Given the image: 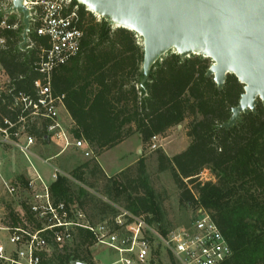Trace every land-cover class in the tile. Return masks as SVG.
<instances>
[{
  "label": "trees",
  "instance_id": "trees-1",
  "mask_svg": "<svg viewBox=\"0 0 264 264\" xmlns=\"http://www.w3.org/2000/svg\"><path fill=\"white\" fill-rule=\"evenodd\" d=\"M85 14L82 7V19ZM15 17L8 19V25L21 28L0 30L6 40L0 62L17 88L29 91L39 77L32 69L35 51L26 55L20 50L24 26ZM82 28L85 35L79 53L53 77L54 90L65 95L75 138L83 137L96 158L135 133L148 143L191 118L188 148L173 158L157 150L159 171L172 173L182 203L204 208L221 229L233 252L224 264H264V105L259 103L256 113L243 115L227 129L224 124L245 93L235 76L228 75L219 90L213 77L207 76L210 59H181L174 53L156 63L142 85L144 51L134 32L112 30L91 14ZM31 37L36 46L46 43L35 34ZM130 170L108 177L93 160L78 168L73 177L84 182L85 171L91 177L100 176L107 182L103 196L110 203L126 196L128 211L146 215L148 223L166 235L169 228L156 205L145 158L138 160L135 177L129 176ZM206 170L215 182L200 180ZM18 179L26 185L23 176ZM51 192L56 202H77L85 208L93 203L102 220L116 215L110 204L85 188L73 189L65 176L51 185ZM92 243L91 235L81 231L73 247H65L45 264H95L89 250Z\"/></svg>",
  "mask_w": 264,
  "mask_h": 264
},
{
  "label": "built area",
  "instance_id": "built-area-1",
  "mask_svg": "<svg viewBox=\"0 0 264 264\" xmlns=\"http://www.w3.org/2000/svg\"><path fill=\"white\" fill-rule=\"evenodd\" d=\"M13 2L0 0V30L19 27L8 25V19L16 14L12 11ZM24 5L30 12L31 26L26 41L21 34L19 48L26 55L35 51L32 69L39 77L31 90H20L0 62V147L18 150L29 164L24 173L25 188L7 181L0 170L3 192L20 198L23 204L13 214L5 208L0 211V264H45L54 254L63 253L65 247H73L81 231L92 237L90 251L104 248L116 258L110 263L94 261L95 264H148L158 245L171 252L179 264H224L232 257V249L204 208L197 210L189 225L163 235L148 223L146 216L125 209H119L111 219L96 222L85 207L55 201L51 184L36 163L50 166L51 160L70 149L81 151L88 158L94 153L83 137L74 138L65 95L54 90L53 77L79 53L85 19L90 14L102 18L75 0H26ZM31 34L46 43L36 46ZM5 47L6 40L0 37V49ZM37 132L43 137L39 138ZM158 138L152 139L154 149ZM46 142L58 148L55 157L37 155L38 146ZM2 165L0 161V168ZM60 176L61 170L52 168L51 181Z\"/></svg>",
  "mask_w": 264,
  "mask_h": 264
},
{
  "label": "water",
  "instance_id": "water-1",
  "mask_svg": "<svg viewBox=\"0 0 264 264\" xmlns=\"http://www.w3.org/2000/svg\"><path fill=\"white\" fill-rule=\"evenodd\" d=\"M14 0L23 16V39L30 32V12ZM109 27L134 32L143 40L144 85L154 65L170 52L181 59L201 56L213 64L207 72L219 90L228 75L245 86L240 103L224 127L264 105V0H75ZM85 264V263H76Z\"/></svg>",
  "mask_w": 264,
  "mask_h": 264
},
{
  "label": "rangeland",
  "instance_id": "rangeland-1",
  "mask_svg": "<svg viewBox=\"0 0 264 264\" xmlns=\"http://www.w3.org/2000/svg\"><path fill=\"white\" fill-rule=\"evenodd\" d=\"M14 16H16V20L21 21L23 25V16L17 13ZM96 20L100 21L101 19L96 18ZM19 27L21 28L20 25ZM111 28L112 30L117 29L116 27ZM23 32L24 28L22 30V33ZM136 38L138 45L143 47L142 38L140 36H136ZM170 54H174V52L168 53L163 58ZM191 57H193V55ZM210 62L212 65L213 62L211 59ZM68 122H70L69 118ZM191 122V118L187 119L181 125L175 126L166 131L162 136H159L156 143L157 149L153 148L152 141L143 143L140 136L135 133L133 136L127 139L125 143L123 142L124 144H122L119 148L110 150L101 159V163L106 170L110 172L115 171V173H108V177L119 176L121 171L123 172L124 170L131 169L129 176L133 178L136 176L138 160L142 157L145 158L150 185L153 188L156 196V205L159 206L160 212L164 218V222L167 224V227L170 231L189 225L196 215L199 207L197 208L196 205L189 207L181 202V193L175 184L172 173L170 171H159L157 150H161L169 158H173L175 155L185 151L190 144V139L187 137V128ZM38 148V152L42 154V156H45V158L53 157L59 153L58 148L51 143H43V145L39 146ZM12 150L13 151H9L7 154L3 155V165L2 168H0V170H2L4 173L3 177L8 180L12 179V175L17 177L21 174H24L25 169L29 168V164L24 156L18 150ZM93 160H96L100 165V161H98V159L95 157L88 158L84 156L83 152L70 149L60 157L51 160L50 165L60 169L62 174L69 178L73 189L77 190L78 187L85 188L94 198L110 204L115 209L116 214L118 213L119 209L127 210L126 196H121L120 199L115 203H110L108 198L103 196L104 187L107 182L100 176H96L94 178L88 174V171H85L86 174L83 176L85 183L74 179L73 175L75 172H78V168L87 162H92ZM36 167L40 172H52L51 166L44 165L40 161L36 163ZM119 169L121 170L119 171ZM105 174L107 173L105 172ZM200 180L202 182H215V178L209 170H206L202 173ZM0 193L4 194L1 186ZM86 211L94 221L99 222L102 220V217L95 210L93 203L86 207ZM113 216L115 215L110 214L107 218L111 219ZM90 252L94 261L96 262L110 263L116 259L113 252L104 248L92 249ZM148 264H179V262L175 259L171 252L163 249L161 245H158L154 247L153 255L151 256Z\"/></svg>",
  "mask_w": 264,
  "mask_h": 264
},
{
  "label": "crops",
  "instance_id": "crops-1",
  "mask_svg": "<svg viewBox=\"0 0 264 264\" xmlns=\"http://www.w3.org/2000/svg\"><path fill=\"white\" fill-rule=\"evenodd\" d=\"M69 114V113H68ZM69 117H70V115H69ZM70 120H71V122H72V128H73V125H74V123H73V120L71 119V117H70ZM71 131H72V129H71ZM73 134V133H72ZM74 136V135H73ZM74 138H75V136H74ZM77 139V138H76ZM47 143V142H46ZM125 143V142H124ZM124 143H122V144H124ZM122 144H120V145H118L117 147H115V148H119ZM39 147V146H38ZM114 148V149H115ZM38 149L39 148H37L36 149V153H37V155H39V156H41V157H43V158H45V156H42V154H40L39 152H38ZM113 150V149H112ZM9 151H13L12 149H10V148H1L0 147V161L2 162L3 161V155L4 154H7ZM109 152V151H108ZM107 152H105L104 154H102L100 157H96V159H98V161H100V165H101V168H102V170L104 169V172H106L107 174L106 175H108V173H115V171H113V172H110V171H108V170H106L104 167H103V165H102V163H101V159H102V157L106 154ZM56 156V155H55ZM55 156H53V157H55ZM53 157H50V158H53ZM60 157V156H59ZM58 158V157H57ZM55 159V158H54ZM53 159V160H54ZM51 166V168H54V166H52V165H50ZM121 169H119V171H120ZM118 171V172H119ZM24 172H27V169H25V171ZM122 172V171H121ZM42 174H43V176H44V178H45V180L46 181H48V183H50L51 185L54 183V182H52L51 181V175H52V172L51 173H48V172H41ZM2 174H3V176H4V173H3V171H2ZM20 176H23L24 177V180H25V182H26V185H27V180H26V177H25V175L24 174H21V175H19V176H17V177H15L14 175H12L11 176V178L12 179H6L7 181H9V182H12L13 184H18V185H21L23 188H25L26 187V185H24L19 179H18V177H20ZM64 176V175H63ZM15 177V178H14ZM65 177H67V176H65ZM0 186H1V184H0ZM75 203H77V202H75ZM78 204V203H77ZM23 206V204L21 203V199L20 198H12V197H9V196H7L5 193L4 194H1L0 193V211H3V208H5V210L6 211H11V210H13L14 212L15 211H20Z\"/></svg>",
  "mask_w": 264,
  "mask_h": 264
},
{
  "label": "bare ground",
  "instance_id": "bare-ground-1",
  "mask_svg": "<svg viewBox=\"0 0 264 264\" xmlns=\"http://www.w3.org/2000/svg\"><path fill=\"white\" fill-rule=\"evenodd\" d=\"M98 16V15H97ZM99 17V16H98Z\"/></svg>",
  "mask_w": 264,
  "mask_h": 264
}]
</instances>
